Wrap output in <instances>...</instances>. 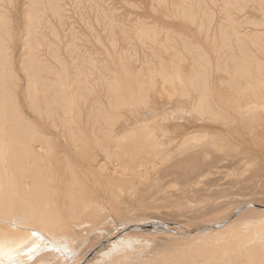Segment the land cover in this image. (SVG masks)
<instances>
[{
	"label": "bare ground",
	"instance_id": "6f19581e",
	"mask_svg": "<svg viewBox=\"0 0 264 264\" xmlns=\"http://www.w3.org/2000/svg\"><path fill=\"white\" fill-rule=\"evenodd\" d=\"M186 1L178 10L176 7L172 16L191 28L197 27L205 45L209 43L213 55L217 56L216 64L200 43L182 37V32H178L176 39L172 34L178 33L171 32L169 27L139 24L137 36L144 39L140 41L158 45V50L154 46L158 52H153L152 59L150 55L151 60L148 59L149 62L154 59V63L144 68L140 65L142 69L132 76L137 68L130 69L131 65L127 66L126 62L122 66L126 73L123 78L131 74L127 79L133 82L125 84L126 78L119 77L114 85H106L114 98L110 99L108 109L115 115L110 114L105 124L94 125L92 121L94 126L86 127L79 122L81 91L91 92L96 83L87 79L91 71L80 66V70L74 66L77 73L68 82L66 75L73 74L66 68L68 63L57 46L62 45L61 40L53 42L56 46L50 41L49 47L53 48L49 56L54 64L58 63L54 68L62 69L56 68L55 74L56 70L44 67L56 76L49 81L56 84L52 88L57 89V94L62 92V97L54 96L55 90L51 94L58 101L57 106L51 99L59 110L55 109L53 114L49 110L50 98L47 100L45 96L44 102L42 95L39 97L43 100L38 97L37 92L45 86L41 68L46 59L41 53L37 56L42 46L40 22L45 16L42 12L38 15L37 7L42 5L44 13L51 10L61 22L68 11L62 14L65 7L61 9L59 3L64 0H31L24 50L30 66L25 67L28 90L25 91L29 94L25 95L32 98L25 101L31 100L35 114L40 116L37 118H45L46 114L50 120L54 119L53 115L58 118L63 115L60 119L65 124L58 126L55 120L52 123L55 134L27 120L20 110L16 92L20 79L13 62L8 61L13 42L11 23L0 5V59L5 60L0 61V260L3 264L15 261L20 264H264V20L263 24L252 22L263 27L257 40L247 41L248 35L239 32L232 18L233 22L227 18L232 22L231 28L219 25V33L209 36L214 31V16L205 13L207 8L202 10L204 14L200 13L202 3L198 12L193 6L194 0L193 4ZM161 3L164 2L161 0ZM230 32L235 35L238 53H230ZM163 34L164 43L161 40L160 44ZM52 35L56 39L62 37L57 32ZM42 37L43 41L46 37ZM180 42L183 49L178 47ZM74 44L67 47L71 50L69 58L80 49ZM67 48H64L66 52ZM163 55L167 60L162 59ZM89 59L92 60L90 56ZM155 61L158 64L154 65ZM35 63L44 65L39 68ZM115 71L113 74L118 75ZM49 73H46L47 80L51 79ZM217 73L223 75L216 77ZM94 74L90 75L94 77ZM43 81L46 83L45 78ZM50 86L46 85L45 89ZM40 100L48 101L47 112ZM163 107L170 117L157 123L156 114ZM132 111L140 113L129 122L124 113ZM110 112L105 111L103 116ZM171 225L178 227L173 229ZM33 231L40 235L33 236ZM32 241L37 245L36 255L29 251Z\"/></svg>",
	"mask_w": 264,
	"mask_h": 264
},
{
	"label": "rangeland",
	"instance_id": "374dc122",
	"mask_svg": "<svg viewBox=\"0 0 264 264\" xmlns=\"http://www.w3.org/2000/svg\"><path fill=\"white\" fill-rule=\"evenodd\" d=\"M57 2H61V1H63V0H60V1H58V0H56ZM64 1H66V2H62V3H59V4H61V9H63L64 7H65V9H63L62 10V14H64L66 11L65 10H67L68 12L70 11V13H68V12H66V14H64L65 15V18H64V16H63V22H61V21H58V19L57 18H59L58 16H55V14L53 13L52 14V12H51V10L48 12L47 10H49V9H45L46 10V12H48V13H44L43 12V10L42 9H44V7L41 5L40 6V4L38 5V7H37V9H38V11L40 12H38L39 14L38 15H40L41 16V14L43 13L45 16H46V18H47V16H48V14H49V16H48V18L46 19L45 18V20H44V15H42V16H44V17H41V22H40V25H42L43 26V29L40 27V25H39V27H40V41L43 43H41V45L43 46V47H45V48H43L42 49V46H41V48H40V52H37V56L40 54L41 56L43 55H45V59H46V64H45V66H43V65H38L37 66V62L35 63L36 64V66L37 67H42L41 68V70L43 71L44 70V67H45V69L46 70H48L49 68H51V70H56V68L58 69H62V67H60V66H56L55 68H54V66L57 64L58 65V63H56V64H54L55 62H53V59H51L52 58V56L50 55L49 56V51L53 48L51 45H53L54 43H57V41L59 40H61L60 42H61V44L62 45H60V43H58V45L57 44H54L53 46H60L59 48H60V53H62L61 54V56L65 59V61H66V63H68L67 64V66H66V68L68 67V69L70 70V72H71V74H73V76H71L70 74H67L66 75V77H67V79H68V82H70L69 81V79H71V82H72V79H74V77H75V75H76V73H77V71L75 70L76 68H77V70H80V67H82V68H86L87 69V71L88 72H90L89 73V76H91V78L89 77H87V79H90V81L89 82H92V81H94V82H92V83H94V85H95V83H96V86L94 87L95 88V91L93 92V87H92V89H91V92H89L88 93V91H86V90H84L83 91V89L82 88H84V86H82L81 87V89H82V94H83V98H82V100L80 101V103H82V104H80V106L81 107H83V108H81L80 107V110H82V117L84 116V118H83V120L82 119H80V118H82L81 116L79 117V122L81 123V121H82V123L81 124H83L82 126H86V127H90V125H93V124H91V123H93L94 122V125H98L99 123V125H101L102 123L103 124H105L104 123V121H107L108 120V118L110 117V114H113L114 112L112 111V112H110V110L108 109L109 107H110V103H112V95H111V93H109V89H108V86H106L107 84L109 85V86H111V85H114L115 84V82L116 81H118V78L120 77V78H123V75H126V73H125V69H123L122 68V66L124 67V66H126L125 64H128L127 66H129L130 67V65H131V67H130V69H135V68H139L138 70L137 69H135L134 70V73H132L133 72V70H131L130 71V73H132V76H133V74H136V72L138 73L139 72V70H141L142 69V67L144 68V66L145 67H147V65H149L150 63L151 64H153L154 63V59L152 60V62H149L148 61V59H152V57H153V52L155 53V52H158L157 50H158V45H154L156 48H157V50H155L154 49V46H153V44L151 45V42L149 41L148 42V40L146 41L145 40V42L144 41H140L141 39L142 40H144L143 38H141L140 39V37L138 38V32H137V26L139 27L142 23H144V24H149V26L151 27V25H152V27H153V25H155V26H157V27H169L170 29H171V32H174V30H175V34L176 33H178V32H182L181 34L183 35L182 37H184V38H186L187 40H194V42L195 43H200V45L205 49V51L212 57L211 59H212V61L214 62V64H216V62H217V60H216V58H217V56H214L213 55V53H212V50H211V48H210V46H209V43H207V45H205L206 44V42L205 41H203L204 39H203V37H201L200 36V34L198 33V31L196 30V26L194 27V28H191L190 26H188V24L185 22V21H182V20H179V19H175V17H173L174 16V13L176 12V7H177V10H178V7L179 6H182L183 5V1L184 0H162V2H164V3H161V0H160V2H159V0H91L92 2H90V0L88 1V0H64ZM70 1V2H69ZM79 1V2H78ZM84 1V2H83ZM98 1V2H97ZM121 1V2H120ZM124 1V2H123ZM157 1V2H156ZM186 1V0H185ZM188 1V0H187ZM186 1V2H187ZM193 0H190V3L192 2ZM200 1V2H199ZM210 1V2H209ZM247 1V2H246ZM264 1V0H194L193 2H194V4H193V2H192V4H193V6H196V9H198V12H199V7H200V13H203V11H204V9H206L205 10V13L206 14H209V15H213L214 16V24H213V27H212V29L214 30L213 32H212V30H211V33H209L210 35L209 36H212V34H218L219 33V25H222V24H224V25H222L223 27H225V28H227L226 27V25L227 26H231V23L233 22V20L235 21H237V24L234 22V24L236 25L235 27L237 28V26L239 27L238 28V30H239V32L242 34V35H248V38H247V41H250V40H257V38L259 37V35L261 34V30L263 29V27H259V26H257V25H253V23L252 22H254L255 21V23H260V24H263V22L261 23V21H263L264 20V16L262 15V14H264V13H261V12H264V9H263V7H264V2H263V4H259V2L260 3H262V2ZM93 2H95V3H93ZM173 2V3H172ZM198 2H199V4H198ZM212 2V3H211ZM246 2V3H245ZM254 2H256V3H254ZM64 3V4H63ZM72 3H74V4H72ZM100 3V4H99ZM108 3V4H107ZM162 5H161V4ZM188 3V2H187ZM202 3V4H201ZM208 3V5H206ZM226 3V4H225ZM232 4V6L230 5V7H228L229 5L228 4ZM30 4H31V0H0V5H3V11L4 12H6L7 14H6V16H7V18H8V20H10L9 22L11 23V30H12V35H13V42L11 43V47H12V51H8V54L10 55V57H9V60L8 61H11V62H13V64H14V70H15V72H16V76H18V78L20 79L19 80V82H17V85H19V89H17V96H18V98H17V102H19L18 104H19V107L21 108L20 110L23 112V114L25 115V118L27 119V120H29V121H33L34 123H36V124H38V125H40V127H43V128H45L46 130H49V132L50 133H52V134H55L54 132V129L52 130V128H53V124L54 123H56V125H62V124H65V123H63L62 121H61V119L60 118H62V116L63 115H61L60 114V118H58V116H56L55 117V115H53L54 116V119L52 118V119H50V120H48L47 119V117H46V114H45V118H37V117H40L37 113L35 114V109H33L34 107L30 104V102H31V100H29V101H25V100H28L29 99V97H30V99L32 98L31 96H29V97H26V95H29L26 91H25V89H26V87H27V81H26V78H27V76H26V73H25V67H27V69H29L30 68V66H29V64H28V53H27V51L26 50H24V41H25V33H26V26H27V15H28V12L30 11ZM44 4V3H43ZM68 4V5H67ZM76 4V5H75ZM84 4V5H83ZM90 4V5H89ZM99 4V6H97ZM141 4V5H140ZM155 4V5H154ZM201 4V5H200ZM45 5V4H44ZM65 5H67V6H65ZM78 5V6H77ZM103 5V6H102ZM164 5H166V7L164 6ZM200 5V6H199ZM222 5H223V7H222ZM226 5H227V8H226ZM249 5V6H248ZM261 6V5H263V6H261L262 7V10H260L259 8H261V7H259L258 8V6ZM39 6L40 7H42V8H39ZM83 6V7H82ZM91 6V7H90ZM141 6V7H140ZM143 6V7H142ZM162 6V7H161ZM165 8H164V7ZM185 6V5H184ZM197 6H198V8H197ZM207 6V7H206ZM225 6V7H224ZM246 6V7H245ZM63 7V8H62ZM75 7V8H74ZM88 7V8H87ZM110 7V8H109ZM155 7V8H154ZM174 7V8H173ZM208 7H210V8H208ZM74 8V9H73ZM77 8V9H76ZM79 8V9H78ZM90 8V9H89ZM154 8V9H153ZM164 8V9H163ZM187 10H189L188 8L189 7H185ZM25 9V10H24ZM92 9V10H91ZM101 9V10H100ZM210 9V10H209ZM226 9V10H225ZM229 11H228V10ZM75 10H77V11H75ZM85 10V11H84ZM88 10H89V12H88ZM94 10V11H93ZM143 10V11H142ZM203 10V11H202ZM212 10V11H211ZM225 10V11H224ZM2 11V12H3ZM63 11H65L64 13H63ZM92 11H93V13H92ZM101 11H103V12H101ZM156 11H157V13H156ZM169 11V12H168ZM214 11V12H213ZM42 12V13H41ZM81 12V13H80ZM105 12V13H104ZM233 14V16H231V14ZM72 13V14H71ZM85 13H86V15H85ZM98 13V14H97ZM118 13H120V14H118ZM173 13V14H172ZM229 13V14H228ZM47 14V15H46ZM106 14V15H105ZM110 14H111V16H110ZM165 14V15H164ZM204 14V13H203ZM203 14H201V15H203ZM52 15V16H51ZM79 15V16H78ZM81 15V16H80ZM84 15V17H87L86 19L85 18H83L82 16ZM88 15H89V17H88ZM116 15V16H115ZM122 15V16H121ZM167 15V16H166ZM173 15V16H172ZM229 15L231 16V17H229ZM39 16V17H40ZM69 16H70V18H69ZM75 16H77V17H75ZM104 16V17H103ZM109 16V17H108ZM115 16V17H114ZM120 16V17H119ZM165 16H166V18H165ZM53 19H52V18ZM57 17V18H56ZM67 17V18H66ZM103 17V18H102ZM109 19H108V18ZM138 17V18H137ZM169 17H170V19H169ZM234 17V18H233ZM57 19L56 21H55V19ZM82 18L83 19H85V20H83L82 22L80 21V20H82ZM100 18V19H99ZM107 20H106V19ZM118 18H119V20H118ZM174 18V19H173ZM227 18H229V19H231L232 20V22H231V20L229 21V19H227ZM65 19V20H64ZM66 19H69V20H66ZM72 19V20H71ZM104 19V20H103ZM139 19V20H138ZM161 19V20H160ZM223 19V20H222ZM47 20V21H46ZM49 20H51V22L49 21ZM59 20H60V18H59ZM71 20V21H70ZM87 20H89L88 22H86ZM103 20V21H102ZM106 20V21H105ZM109 20V21H108ZM117 20V21H116ZM138 20V21H137ZM177 20V21H176ZM225 20V21H224ZM254 20V21H253ZM43 21V22H42ZM49 21V22H48ZM68 22V23H66V22ZM98 21V22H97ZM99 21H101V22H99ZM114 21H115V23H114ZM181 21V22H180ZM217 21H218V23H217ZM223 21H224V23H223ZM227 21H229V22H227ZM45 22H47L48 23V27H47V24L45 23ZM55 22V23H54ZM59 22H61V24L59 23ZM65 22V23H64ZM81 22V23H80ZM84 22H86V23H84ZM129 22H130V24H129ZM136 22H138V23H136ZM226 22V23H225ZM42 23V24H41ZM53 23V24H52ZM58 23H59V25H58ZM64 23V24H63ZM73 23V24H72ZM99 23V24H98ZM109 23V24H108ZM230 23V24H229ZM67 24V25H66ZM75 24V25H74ZM83 24H85V25H83ZM89 24V26L88 27H90V28H88L87 27V25ZM91 24V25H90ZM98 24V25H97ZM101 24V25H100ZM104 24V25H103ZM108 26H107V25ZM140 24V25H139ZM187 24V25H186ZM226 24V25H225ZM46 25V26H45ZM50 25H52V26H50ZM54 25V26H53ZM61 25V27H59ZM63 25H65L66 26V28H64L63 27ZM71 25H73V26H71ZM113 25V26H112ZM117 27H116V26ZM159 25V26H158ZM162 25V26H161ZM189 25H191V24H189ZM264 25V24H263ZM45 26V27H44ZM68 26V27H67ZM85 26V27H84ZM101 26V27H100ZM171 26V27H170ZM192 27H193V25H191ZM12 27H13V29H12ZM56 27V29L58 30V31H56V29H54ZM70 27V29H68ZM106 27V28H105ZM228 27V29H229V31H231L230 30V28L232 27H230L229 28ZM49 28V29H48ZM61 28L63 29V30H61ZM71 28H72V30H71ZM44 30V29H46V30H44V31H42V30ZM48 29V30H47ZM54 29V30H53ZM66 29V30H65ZM107 29V30H106ZM113 29H114V31H113ZM195 29V30H194ZM50 30H52V31H50ZM64 30L65 31H67V32H69L70 30V35H71V33L72 32H74L75 33V35H77L79 38H80V40H77L76 38H77V36H75L74 35V33H72L73 35H69L68 36V34H66L67 32H64ZM74 30V31H73ZM176 30H177V32H176ZM187 30V31H186ZM260 30V31H259ZM22 31V32H21ZM62 31V32H61ZM115 31H116V33H115ZM197 31V32H196ZM258 31H259V33H258ZM55 32H57L58 33V35H60V36H58V37H61V38H59V39H56V37H55V35H52L53 33H55ZM63 32L65 33V34H63ZM43 33V34H42ZM47 33V36L45 35ZM51 33V34H50ZM62 33V34H61ZM165 33V32H164ZM94 34H95V36H94ZM127 34V35H126ZM185 34H186V36L188 37H185ZM230 34V44H231V47H232V49H231V51H230V53H232V52H239L238 51V48H237V44H236V39H235V35L233 34V32H230L229 33ZM50 35H52V36H50ZM65 35H67V36H65ZM126 35V36H125ZM129 35V36H128ZM138 35V36H137ZM173 36H175L174 38H178V35H179V33L178 34H176V35H174V34H172ZM191 35H194V36H191ZM42 36H44V37H46L43 41H45V42H43L42 41V39L41 38H43ZM54 36V37H53ZM64 36V37H63ZM90 37V38H87V37ZM99 38H98V37ZM128 36V37H127ZM165 35L163 34L161 37H160V44H162L161 43V40H162V38L164 37ZM177 36V37H176ZM191 36V37H190ZM65 37H67V38H65ZM72 39H70V38ZM76 37V38H75ZM84 37L85 38H87L85 41H84ZM95 37V38H94ZM100 37H101V39H100ZM193 37H195V39L193 38ZM201 37V38H200ZM54 38H55V40H54ZM63 38H65V40L63 39ZM78 38V39H79ZM138 38V39H137ZM190 38V39H189ZM47 39H48V41H49V43H48V41H47ZM67 39V40H66ZM77 40V41H75V40ZM114 39H117V40H114ZM163 39H165V37L163 38ZM202 39V40H201ZM68 40H69V42L71 41V43H69L68 42ZM89 40V41H88ZM99 40V41H98ZM102 40V41H101ZM50 41H51V43H50ZM55 41V42H54ZM58 41V42H59ZM81 41V42H80ZM82 41H83V43H82ZM91 41V42H90ZM113 41V42H112ZM163 41V43H164V40H162ZM180 41V40H179ZM54 42V43H53ZM74 44L77 48H80V49H78V52H77V50H76V53L74 52H72V56L73 57H71V58H69L70 56H71V54H70V52H71V50L69 49V48H67V47H69L70 45L68 44ZM78 42V43H77ZM87 42V43H86ZM106 42V43H105ZM143 42L145 43V45L143 44ZM146 42H148V43H146ZM80 43H82L81 45H80ZM89 43V44H88ZM106 45H105V44ZM115 43V44H114ZM47 44V46H45V45ZM49 44H51L50 45V47H49ZM65 44V45H64ZM67 44V45H66ZM98 44V45H97ZM63 45H64V47H63ZM69 45V46H68ZM84 45V46H83ZM88 45V46H87ZM100 45V46H99ZM78 46H82V47H78ZM113 46H115L114 47V49L112 48ZM151 46V47H150ZM181 46V47H180ZM249 46V45H248ZM52 47V48H51ZM63 47V48H62ZM89 47V48H88ZM117 47V48H116ZM179 48H182L183 49V47H182V43L180 42L179 43V46H178ZM48 48V49H47ZM62 48V49H61ZM64 48H67L66 50H69V51H65V49ZM76 48V49H77ZM82 48V49H81ZM90 49V50H88V53H87V49ZM109 48V49H108ZM150 48V49H149ZM160 48V47H159ZM44 49H46V50H44ZM117 49V50H116ZM155 50V51H152V50ZM181 49V50H182ZM41 50H42V52H44L43 54H42V52H41ZM81 50V51H80ZM116 51V53H115V51ZM47 51V52H46ZM86 51V52H85ZM105 51V52H104ZM152 51V52H151ZM159 51L162 53V50H160L159 49ZM12 52V53H11ZM66 52V53H65ZM79 52H82L83 53V55H82V53H79ZM109 52V53H108ZM86 55H85V54ZM106 53H108V55L106 54ZM115 53V54H114ZM138 53V54H137ZM145 53V54H144ZM11 54H12V58H11ZM47 54V55H46ZM65 54V55H64ZM66 54L68 55V56H66ZM80 54V55H79ZM90 56V58L92 59V60H90L89 59V56ZM110 54V55H109ZM136 54V55H135ZM70 55V56H69ZM85 55V56H84ZM112 55H113V57H112ZM119 55V56H118ZM134 55H135V57H134ZM147 55V56H146ZM149 55L151 56L150 58H149ZM75 56V57H74ZM78 56V57H77ZM81 56H83V57H81ZM121 56H123V58L121 57ZM137 56V57H136ZM139 56V57H138ZM164 56V55H163ZM118 57V59H119V62H120V60H122L123 62H120V63H118V59H116ZM121 57V58H120ZM165 57V56H164ZM164 57H162V59L165 61V60H167L166 59V57L164 58ZM77 59V60H74V62L76 61H78L80 58L82 59V62H81V59L77 62L78 64H81V65H77V63L75 62H73V59ZM86 58V59H85ZM114 58L116 59V60H114ZM125 58V59H124ZM134 58V59H133ZM146 58V59H145ZM45 59H44V61H45ZM49 59V60H48ZM70 59V60H69ZM72 59V60H71ZM86 60L87 62H85L84 60ZM87 59H89V60H87ZM111 59H113V60H111ZM150 59V60H151ZM133 60H135V62L133 61ZM156 60V59H155ZM0 61H5L4 59H0ZM50 61V64H52L53 65V69H52V65H51V67H49L50 66V64L49 63H47V62H49ZM84 61V62H83ZM149 63H148V62ZM71 62H73L74 64H72ZM92 62V64H90ZM112 62H114V64L118 67H116ZM125 62V63H124ZM126 62H128V63H126ZM133 62H134V64H133ZM142 62V63H141ZM146 62V63H145ZM83 63H85V65L83 64ZM87 63V64H86ZM88 63H89V65H91L90 67H89V65H88ZM124 65H123V64ZM143 63H145V65L143 64ZM187 63H190L189 61L187 62ZM49 64V65H48ZM117 64H119V65H121V66H119V65H117ZM156 64H158L157 63V61H155V64L154 65H156ZM83 65L85 66V67H83ZM95 65H96V67H95ZM137 65V66H136ZM142 67H141V66ZM74 66L76 67L75 69H74ZM80 66V67H79ZM88 66V67H87ZM94 66V67H93ZM39 67V68H40ZM97 67H99V68H97ZM101 67V68H100ZM104 67H106V68H103ZM112 67H115V68H117V69H115V68H112ZM73 69V70H71V69ZM81 68V69H82ZM90 68V69H89ZM121 68V69H120ZM58 69V70H59ZM98 69H100V70H97ZM106 69H107V71H106ZM58 70H56V71H53V73H57V71ZM101 70H103V71H101ZM110 70H111V72H110ZM115 70H118L119 71V74L117 73V71H115ZM94 71V72H93ZM99 71H101V72H99ZM108 71H109V73H108ZM114 71H115V73L116 74H118V75H115V74H113L114 73ZM73 72V73H72ZM76 72V73H75ZM95 73L94 74V77H92V75H93V73ZM99 72V73H98ZM107 72V73H106ZM120 72H122V73H120ZM46 73L48 74L49 73V71H43V78H45V80H46V83L43 81V78H41L42 79V82H43V85H47V87L48 86H50V83L53 81V80H55V78H53L52 76H54V77H56L55 76V74H53L52 73V75H51V73H49V75H48V78L49 77H51V79L49 78L48 80H47V76H46ZM98 73V74H97ZM102 73V74H101ZM103 73H104V75H103ZM45 74V75H44ZM90 74H92V75H90ZM100 74H101V76H100ZM223 75V73H217L215 76L216 77H219V76H222ZM51 75V76H50ZM102 75L103 76H105V79H104V77H103V79L104 80H102ZM131 75V74H130ZM130 75H128V76H124V78H126L125 80L126 81H123V82H125V84H126V82H128V81H131V80H129L130 79ZM68 76H70V78H68ZM98 76H99V78H98ZM131 76V79L133 80V77ZM72 77V78H71ZM53 78V79H52ZM101 78V79H100ZM123 78V79H124ZM127 78H129V79H127ZM99 79V80H98ZM100 80H101V82H100ZM107 80V81H106ZM49 81H51V82H48ZM74 81V80H73ZM96 81V82H95ZM70 82V83H71ZM103 82V83H102ZM107 82V83H106ZM133 81H131V83H132ZM91 83V84H92ZM51 85L52 86H50L49 88H52L54 85H56V84H54V82L53 83H51ZM69 85V84H68ZM45 86H43V88H44V92H43V88H41L40 90L41 91H39V92H37V94L39 93V95H38V97L39 96H41L42 95V97H44V98H40L41 100H43L44 99V102H45V100L47 99V100H49V98H50V100L51 99H54V101H56V102H54L53 100H51V102H52V104L50 103V105L48 104V101H46V103H44L43 101H41L40 100V103L42 104V102L44 103L43 105H42V107H44L45 106V108H47V109H45V108H43V109H45L46 110V112L48 111V109H49V107H48V105L50 106V109L49 110H51L52 109V112H54L53 114H55V109L56 110H59V109H57L58 107V101L57 100H55V97L54 96H61L62 97V92H59V94H57V89L55 88H52V89H49V88H47V89H49V90H47V89H45L46 87ZM92 86H93V84H92ZM100 87L99 89L97 88V87ZM101 86H103V87H101ZM97 88V89H96ZM102 88V89H101ZM104 88V89H103ZM27 90V89H26ZM47 90V91H46ZM52 90H55L56 91V95H54L55 93H53V92H55V91H52ZM59 90V89H58ZM97 90H99V91H97ZM103 90V91H102ZM28 91V90H27ZM47 93H46V92ZM49 91H51L52 93H50ZM61 91H63V90H61ZM49 92V93H48ZM83 92H85V93H83ZM87 92V93H86ZM107 92V93H106ZM44 93H46V94H44ZM61 93V94H60ZM93 93V94H92ZM16 94V93H15ZM26 94V95H25ZM44 94V95H43ZM51 94H53L54 96H52ZM87 94V95H86ZM48 95H50V97L48 96ZM90 95H92V96H90ZM47 98H46V97ZM63 97H64V95H63ZM86 97V98H85ZM90 97V98H89ZM93 97H95V98H93ZM100 97V98H99ZM159 97V96H158ZM56 99H57V97H56ZM84 99V100H83ZM93 99V100H92ZM97 99V100H96ZM111 99V100H110ZM114 99V98H113ZM60 100H61V98H60ZM108 100H110V101H108ZM62 101V100H61ZM90 103H89V102ZM50 102V101H49ZM54 102V103H53ZM87 104H86V103ZM96 103V105H95V103ZM99 102H102V103H99ZM27 103V104H26ZM55 103H56V107H55ZM128 103H129V105H133V103H130V100H128ZM46 104V105H45ZM92 105H95L96 107H92ZM100 105V106H99ZM104 105V106H103ZM87 106V107H86ZM91 106V107H90ZM54 109H53V108ZM33 110H32V109ZM89 108H94L93 110L92 109H89ZM99 108V109H98ZM132 109H133V107H131ZM164 108V107H163ZM163 108H159L160 110V112L159 113H157L156 114V118H155V122H157V123H163L164 121H165V119L169 116L170 117V114H169V111L168 110H166L165 108H164V110H163ZM89 109V110H88ZM98 110V111H96V110ZM86 110H88V111H90L89 113H88V111H86ZM93 112H92V111ZM129 110V109H128ZM85 111V112H84ZM95 111L97 112V113H95ZM99 111H100V113H99ZM105 111H109L110 113H107V115L105 114V116H103L104 115V112ZM83 112H84V114H83ZM87 112V113H86ZM92 112V113H91ZM133 112H135V114L133 113ZM44 113H45V111H44ZM91 113V115L92 114H94L95 113V115L94 116H91V115H89ZM99 113V114H98ZM131 112H128V113H124V115H126V117L128 116V118H126V120H129V122H133V119L134 118H136V117H138L139 116V113H140V111H138V112H136V111H132V113L130 114ZM133 114V115H132ZM37 115V116H36ZM86 115H88V116H86ZM97 115V116H96ZM113 115H115V114H113ZM132 115V116H131ZM136 115H138V116H136ZM86 116V117H85ZM100 118H99V117ZM136 116V117H135ZM87 117H89V118H87ZM93 117H96V119H97V122H96V119H95V121H94V119H93ZM130 117V118H129ZM131 117H132V119H131ZM63 118H65V116L63 117ZM86 118H87V120L89 121H87V123H86ZM124 118V117H123ZM60 119V120H59ZM93 119V120H92ZM99 119H100V121H99ZM151 119V118H150ZM152 119H153V117H152ZM44 120V121H43ZM54 120H55V122H54ZM57 120H58V122H57ZM125 119H123L122 121H126ZM84 121V122H83ZM93 121V122H92ZM99 121V122H98ZM48 122V123H47ZM54 122V123H53ZM61 122V123H60ZM78 122V123H79ZM96 122V123H95ZM44 123H45V125H44ZM53 123V124H52ZM79 123V124H80ZM42 124V125H41ZM87 124V125H86ZM67 125V124H66ZM89 125V126H88ZM93 125V126H94ZM48 126V127H47ZM51 126V127H50ZM102 126H104V125H102ZM51 129H50V128ZM229 178H231V177H229ZM228 178V179H229ZM227 178H226V180L227 181H229ZM235 190V189H234ZM233 190V191H234ZM180 225V224H179ZM176 227H178V226H173V225H171L170 226V228H173V229H176Z\"/></svg>",
	"mask_w": 264,
	"mask_h": 264
},
{
	"label": "snow or ice",
	"instance_id": "6c2138e0",
	"mask_svg": "<svg viewBox=\"0 0 264 264\" xmlns=\"http://www.w3.org/2000/svg\"><path fill=\"white\" fill-rule=\"evenodd\" d=\"M33 236H39L40 234L36 231H33L32 233ZM40 238L42 239L43 237L40 236ZM29 251H31L33 253V255H36L37 254V245H36V242L35 241H32L30 244H29ZM0 264H3V261L0 260ZM13 264H20L19 261H15L13 262Z\"/></svg>",
	"mask_w": 264,
	"mask_h": 264
}]
</instances>
